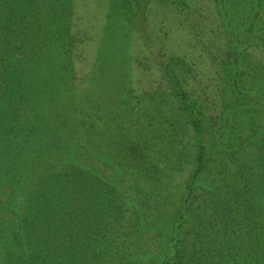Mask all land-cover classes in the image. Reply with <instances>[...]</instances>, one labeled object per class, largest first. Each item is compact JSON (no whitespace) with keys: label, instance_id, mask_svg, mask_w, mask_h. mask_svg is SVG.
<instances>
[{"label":"rangeland","instance_id":"obj_1","mask_svg":"<svg viewBox=\"0 0 264 264\" xmlns=\"http://www.w3.org/2000/svg\"><path fill=\"white\" fill-rule=\"evenodd\" d=\"M43 2L49 19L55 22L64 17L62 9L70 11L65 18L69 25L58 32L63 34L65 48L67 36L72 37V73L66 78H71L74 88L64 85V75L58 83L59 87L64 85L63 91L59 88L53 96L44 93L51 88L50 78L29 79L30 84L35 79L31 88L26 66L33 56L28 50L24 61H15L2 72L7 78L12 69L25 68V74L18 71L31 91L23 92L13 73L8 77L11 92L0 85L1 119L6 118L7 109L14 123V128L0 135V143L6 141L15 149L9 153L0 147V196H9L12 190L4 179L9 162L19 163V171L27 177L20 180L16 197L21 206L33 166L47 175L64 168L66 159L74 158L84 173L95 171L98 177L120 187L123 194L118 202L122 203L121 211L115 208L111 217L109 249L114 254L103 247L110 254L105 256V264H162L172 231L177 234V226L170 223L182 201L188 207L180 245L188 255L193 254L189 245L200 237L197 232H205L211 257H227L221 264H264L257 263L255 244H250L252 212L244 214L241 208V212L236 209L229 215L213 214L214 200L224 197L228 181L238 179L246 187L252 185L243 181L241 171L249 167L247 154L253 149L264 153L252 129L264 134V107L251 98L258 92L248 95L244 81L249 78L245 70L249 60L264 64V34L258 27H264V14L258 9L254 16L256 7L251 14L252 6L237 7L234 0H40ZM36 5V0H0L4 22L0 32L9 41H20L38 25ZM241 10L249 20L254 17L258 26L248 31V19L237 22ZM236 60L244 71L241 79L235 71ZM233 91L243 101V108L228 123L234 138L224 150L220 148L225 143L223 116L234 99ZM190 103L199 109L197 117H192ZM197 129L202 130V143ZM117 140L127 144L124 155L117 152ZM235 145L238 151L230 157L228 150ZM201 147L202 168L187 194L186 185ZM82 176L79 184L85 179L87 183L88 175ZM60 194L62 201L53 203L64 208L70 200L73 203L82 198L74 194L63 199ZM82 201L78 202V213L88 207L86 199ZM237 205L243 206L237 203L234 208H239ZM260 213L257 220L264 225V211ZM76 215L66 219L54 213L52 217L64 222ZM215 219L220 222L218 230L206 227ZM79 220L75 226L83 228L96 218L84 213ZM82 228L78 229L82 232ZM217 231L219 235L214 237ZM229 235L236 236L233 241L237 243L238 236L242 250L225 246ZM53 243L50 240V246ZM65 252L69 251L63 248L59 254ZM68 257L64 264H72Z\"/></svg>","mask_w":264,"mask_h":264},{"label":"trees","instance_id":"obj_2","mask_svg":"<svg viewBox=\"0 0 264 264\" xmlns=\"http://www.w3.org/2000/svg\"><path fill=\"white\" fill-rule=\"evenodd\" d=\"M234 1L237 7L249 5L251 8L252 6L253 9L251 14L256 7L254 16H256L259 10L264 14V0ZM36 2L38 5H36L37 13L35 19L38 25H33L30 32H27L24 38H22L20 34H14L17 38L22 39L19 41L15 38L16 40L13 42L12 38L11 41H9L5 37V34L0 32V85H2L1 88H3L5 92H11L8 77L9 74L13 73L19 78V82H21L24 90L23 92H28V90L31 91L29 87L26 89L25 80L22 75L23 72L25 74V68L22 69L23 71L20 68L17 70L12 69L11 73H7V78H4L2 73L7 70L13 62H22L25 57L24 53L28 50L32 52L33 56V61L26 66L28 85L31 88L34 87L35 79L32 81L34 85L29 82V79L31 80L32 78H50L53 81L50 79L47 81L50 82L51 88L44 91V93L53 96L57 93L59 88L63 91L64 85H69V89L74 88V86L71 85V78L69 81L67 79L69 78L68 75L72 73V60L69 51L72 37L67 36V48H65L62 44L63 34L58 32L59 29H66L69 25L68 19L65 18L69 15L70 11L67 13L66 10L62 9V15L64 17L55 22L49 19L50 13L45 11L43 7L44 2L40 3V0H36ZM65 4L67 3L65 2ZM68 10L70 9H67V11ZM1 11L3 10L0 9V14L2 13ZM233 14L234 16L236 15L235 12H233ZM238 16L239 19L237 22H244L248 19L247 25L250 27L246 30L250 31L252 27L254 29L258 26L253 20L254 17L249 20V17H246L243 13L238 14ZM259 16L260 14L257 15L258 19ZM2 23L4 22H2L0 17V27H2ZM258 27L264 34V27ZM2 31L4 32V30ZM7 37L9 38L8 35ZM262 40L264 44V37ZM48 44L50 46L47 51H45ZM59 45H61V47ZM14 55L18 59H16ZM263 65L264 64L261 62L249 60L248 69H245L249 78L244 80L248 90L247 93L250 97L252 96L250 94L251 91H255V93L258 92L257 95H254L255 97L251 98L260 101L262 108L264 107V86L262 85L264 84V72L262 73L264 70ZM18 70L22 71V74ZM235 71L241 79L243 68L237 60L235 61ZM236 72L234 74H236ZM63 75L64 85L59 87V79H62ZM235 81L236 79L232 80L231 84ZM231 84L230 88H232ZM65 92H67L66 88ZM233 93L235 95L234 99L227 105L223 116L224 126L221 130V134L225 135V143H222L220 148L224 150V146L233 142L232 139L234 138L232 136L233 131H229V125L232 123L236 112L243 108V101L236 96L234 91ZM177 94L184 95V93L180 91H177ZM261 94H263V96H261ZM68 96H70L69 90ZM5 111L6 118L4 120L1 119L2 112H0V135L8 133L11 128H14V123L11 122L13 121L11 117L12 114H10L7 109H5ZM190 113L192 117H197L198 114H201L199 109L193 104L190 105ZM196 126L197 128L199 127L197 124ZM252 129L259 143L264 146V134L260 135L256 133L254 127H252ZM197 132L199 134L200 143H202V130L197 129ZM55 136L57 137L58 134L56 133ZM115 144L117 145L116 147H118L117 152L124 155L128 148L127 144L118 140L115 141ZM0 147L3 148V152L8 151L11 153V151L15 150L10 144L7 146L6 141L4 142L3 140L2 143H0ZM18 151H20V149ZM228 151V155L230 157L233 156L234 153L238 151L237 145ZM202 152L203 148L201 147L197 164L191 175V179L186 185L187 194L188 191L192 189L191 187L195 183L196 176L202 168ZM247 157L248 160H250L249 167H242L241 171L244 172L243 181L246 184L252 185L246 187L245 184H240L242 181L238 179L228 181V188L224 191V197L214 200L213 214L215 216L219 213L229 215L236 211V209L241 212V208L244 214H247L248 211L254 214L251 220L253 227L251 237L253 241L250 244H255L253 252L256 254L257 263H260L264 261V257H258L264 256V225L257 219L261 217L260 212L264 211V153L253 149L247 154ZM106 162L112 166L111 159L107 158ZM36 168L39 167L33 166L29 171L32 172L31 174L33 175L29 177V187L26 189V194L22 196V198L25 196V201L21 205L22 208L18 204V201H16V197L20 193V180H27V177H24L22 171H19V163L9 162V165L5 168L7 173L4 179L6 183L9 181L12 190L9 196L6 195L5 198H2L3 194L0 196V264H64L63 260L68 256H71L68 258L71 259L72 264H105V259L108 256L110 257V254H108V252L105 253L106 250L103 249V247L106 249L111 247L109 239L112 229L111 217L113 216L115 208H118L120 211L122 208V203L121 205L118 204L120 199L119 196L123 195L120 194V187H117L116 184L107 179L98 177L99 175L93 170L89 171L87 169L88 173H84L86 171L81 169L79 163L74 158L66 159L64 168L59 167L53 169L47 175H44V170L36 171ZM1 169L4 170L3 168ZM82 174L88 175V182L86 183V179L84 178V184H79L80 178H83ZM60 193H62L63 199L74 194L82 195V198L78 197L81 201L76 199V201H72L73 203H70V200L68 204L65 205V208L60 205L55 206L53 202L59 203L62 201L60 200ZM234 197L237 199L235 200ZM83 198L86 199L85 202L88 207L84 209L83 212L78 213V202L84 203L82 201ZM237 203H241L243 206L237 205L239 208H234V205ZM226 206L227 209H225ZM187 207L184 201L177 206L174 217L170 223L172 224L173 222L172 225L177 226V234L175 230L172 231L173 235L170 240V249L167 250L165 254L166 257L162 258V264H201L202 262H206L207 264H221L227 257H211V249L210 247L207 249L205 243L208 237L205 232H197L200 237L194 243L193 241L191 242L193 245H189L193 254L188 255L187 250L181 247L180 231H186L183 222L185 220L184 216ZM57 208L58 211L56 210ZM54 213L66 219H70L76 213L77 215L70 221L60 222L55 220V217H52ZM84 213L92 214L93 217L96 218V221L94 223L91 222L83 228L82 225L76 224L78 228H82L81 232L75 226V223L80 222L79 218H81V215ZM51 221L55 223L52 224ZM217 223L220 222H218V219H215L213 222L207 223L206 227L218 230ZM197 226L201 227V224L198 223ZM72 227L75 231L72 230ZM196 228L199 229L198 227ZM108 230L110 232H108ZM218 232L219 231L215 232L213 236H218ZM50 240L54 242L52 246H50ZM233 240H236V236L229 235L228 240L224 243L225 246L230 249L240 248V250H242V243H240L238 236V243ZM208 241L209 240L206 242L208 243ZM63 248L67 249L69 252L60 255L59 251ZM109 251L114 254L112 249H109Z\"/></svg>","mask_w":264,"mask_h":264}]
</instances>
